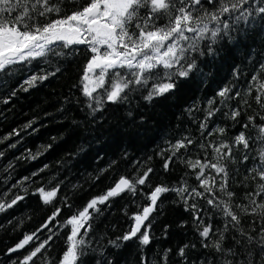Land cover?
Wrapping results in <instances>:
<instances>
[{
    "label": "trees",
    "instance_id": "1",
    "mask_svg": "<svg viewBox=\"0 0 264 264\" xmlns=\"http://www.w3.org/2000/svg\"><path fill=\"white\" fill-rule=\"evenodd\" d=\"M216 48L215 55L200 57L198 70L187 78H180L176 88L164 96L147 101L143 98L147 89L133 92L127 101L108 102L94 115L82 91L84 66L90 55L86 46L65 49L67 55L49 57L48 63L33 60L19 66L9 87L0 90V100H3L12 89H17L7 104L0 103V152H3L0 193H8L0 202L7 205L16 195L24 198L0 211V264H12V261L18 264L24 251L8 254V249L24 235L32 233L40 240L51 237L47 255L57 259L65 250L70 230V226L63 227L64 222L92 198L110 189L121 176L142 174L152 168L149 176L152 188L159 184L179 186L185 173H188L189 185H195L192 170L181 162L183 149L165 171L164 163L170 155L169 142L175 143L182 136L199 140V124L204 121L209 107H218L220 111L210 118L208 128H225L226 135L213 133L207 136V141L219 138L231 143V138L245 131L242 124L247 122L246 117L260 112L259 106L249 98L251 107L244 105L241 116L233 121L230 109L238 105L239 98L227 101L225 106L218 93L230 85L236 86L233 91L238 89L244 93L258 63L264 60V32L256 28L231 43L222 41ZM56 68L59 71L54 76L37 81L35 87L27 91L18 89L31 75L53 72ZM210 100L215 103L209 105ZM29 124L31 126L26 127ZM192 147L190 152L195 158L200 150L192 151ZM237 149L234 151L237 162L231 166L229 175V190L236 193L233 197L236 203H244L243 194L252 188H246L241 180L247 175L246 169L252 166L251 155L255 154L242 162V145ZM233 171L237 174L233 175ZM56 186H59L57 196L51 204H45L36 189L44 187L48 191ZM141 187L145 193L150 191L147 186ZM147 203L138 189L136 195L125 192L98 205L100 212L88 222L92 225L88 233L92 246L97 247L99 242L104 248V257L112 264H141L142 256L161 264L166 252L167 264H207V261L217 264L214 250L202 246L207 241L199 235L193 211L186 210L187 205L171 192L161 196L157 210L150 217L149 245H141L133 238L121 242L119 248L111 246L109 240L122 237L133 224L131 217L139 210L137 206ZM199 204L204 208V222L222 229L224 218L217 210L203 200ZM57 207L61 208L60 215L49 228H43ZM251 219L243 218L245 230ZM232 235L235 233L225 232V247L232 246ZM181 248H184L183 257L179 255ZM82 259L83 264H96L97 259L103 264L98 253L89 252Z\"/></svg>",
    "mask_w": 264,
    "mask_h": 264
},
{
    "label": "snow or ice",
    "instance_id": "2",
    "mask_svg": "<svg viewBox=\"0 0 264 264\" xmlns=\"http://www.w3.org/2000/svg\"><path fill=\"white\" fill-rule=\"evenodd\" d=\"M256 28L264 32V0H0V90L9 87L19 66L33 60L48 63L49 57H63L68 54L65 49L84 45L90 55L84 66L82 91L94 115L108 102L127 101L133 92L147 89L143 97L147 101L164 96L176 88L180 78H187L198 70L200 57L215 55L216 46L222 41L231 43ZM58 71L56 68L53 72L33 74L18 89L27 91L37 81L47 80ZM235 87L226 86L218 93L225 106L227 101L239 98L238 105L230 109V119L236 121L245 110L244 105L251 107L249 98L259 106L260 112L246 117L247 122L242 124L245 131L231 138V143L219 138L207 141V136L213 133L226 135L225 128H208L210 118L220 111L218 107H209L204 121L200 122L199 140L182 136L175 143L169 142L165 171L183 149L181 162L192 170L195 185H189L188 173H185L179 186L159 184L152 188L149 180L152 168L142 174L121 176L113 187L92 198L64 222L63 227L70 226V230L65 250L57 259L47 255L51 237L40 240L35 233L24 235L8 249V254L23 250L18 264H83L82 258L93 252L103 258V264H112L104 257V248L99 242L97 247L92 246V238L88 237L92 225L88 222L100 212L98 205L125 192L136 195L139 189L148 203L137 206L139 210L131 217L133 224L122 237L109 240L111 246L119 248L121 242L133 238L141 245H149L150 217L157 210L161 196L171 192L187 205L186 210L193 211L199 235L207 241L202 246L214 250L217 264H264V60L258 63L243 94L238 89L233 91ZM16 92V88L12 89L0 103L7 104ZM208 103L212 105L215 101ZM238 145H242V162L255 154L251 155L252 166L246 169L247 175L241 180L246 188H252L243 194L244 203H236L233 200L236 193L229 190V175L231 166L237 162L234 151ZM190 147L192 151L199 149L202 155L197 153L193 158ZM141 186L149 187L150 191L145 193ZM36 191L45 204H51L59 186L48 191L40 187ZM7 194L0 193V198ZM23 198L16 195L7 205L0 202V211ZM200 200L224 218L222 229L204 222ZM60 213L61 208L57 207L43 228H49ZM244 217L252 218L247 230L242 223ZM225 232L235 233L231 247L224 246ZM179 255L184 256V248L179 250ZM167 258L166 252L161 264H167ZM96 264H101V260L97 259ZM141 264H156V261L142 256Z\"/></svg>",
    "mask_w": 264,
    "mask_h": 264
},
{
    "label": "water",
    "instance_id": "3",
    "mask_svg": "<svg viewBox=\"0 0 264 264\" xmlns=\"http://www.w3.org/2000/svg\"><path fill=\"white\" fill-rule=\"evenodd\" d=\"M118 180H119V179H118ZM118 180H117V181H118ZM117 181H116V182H117ZM116 182H115V183H116ZM115 183H114V184H115ZM114 184H113L111 187H113V186H114Z\"/></svg>",
    "mask_w": 264,
    "mask_h": 264
}]
</instances>
